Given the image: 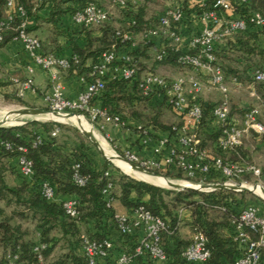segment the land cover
Here are the masks:
<instances>
[{
    "label": "trees",
    "instance_id": "16d2710c",
    "mask_svg": "<svg viewBox=\"0 0 264 264\" xmlns=\"http://www.w3.org/2000/svg\"><path fill=\"white\" fill-rule=\"evenodd\" d=\"M7 1L0 0V22L5 21L10 14L11 9L7 5ZM214 1L206 0L204 6L196 5L190 9L188 7L189 0H181L185 14L182 27L185 30L192 27L191 16L211 9ZM14 2L23 8L25 15L22 18L13 9V20L9 24L10 29L4 31L0 49L14 39L16 35L14 29L24 20L28 24L27 32L30 35L37 24L46 23L51 26L54 35L49 38L51 40L49 41L50 48L46 43L32 36L40 42L44 55H53L68 60V68L59 69V71L67 75L76 73L82 76L84 88L87 83L96 79L92 73L102 54L112 52L116 56V61L112 63L113 68L133 66L137 73L129 80L119 77L111 79L110 75H105L103 77L104 87L90 98L89 108H99L111 117H119V126L112 124L105 126L128 129L130 132L138 134L140 148L153 145V151L154 146L162 140V138H155L151 135L148 131L151 127L168 132L169 147H177V133L182 130L185 124L183 116L168 103L165 91L159 90L143 95L139 84L147 73L158 75L155 73L157 65L186 68L177 63L180 52L167 48L166 57L162 61H158L156 55L159 53V48L153 43L154 41L146 45L140 44L143 40L137 42L136 35L140 34L142 38L145 30L155 24L153 18L144 20V6L138 8L140 6L137 5L131 8L127 2L126 6L121 8L113 4L112 0H108L107 4L97 0H14ZM45 5L49 7L48 16L40 18L37 13L44 9ZM89 5L106 10L109 14L108 20L101 25L84 27L75 24L72 19V23L79 33L85 35V46L82 48L77 44H72L69 57H61L57 38L63 35V31L55 28L56 23L66 14H71L73 17L76 12ZM108 6L118 8L117 19L111 16ZM255 12L259 13L264 20V0H252L247 5L233 3L231 15L235 18L248 19ZM31 21L35 22L34 26H31ZM94 32L100 33V36H92ZM125 34H130L131 40L124 41ZM141 45L143 46L141 47ZM120 47H136L137 49H132L125 56L129 58L126 61L125 57L118 59ZM255 52L264 55V26L258 28L250 23L247 24L244 31L232 33L216 41L212 50L215 64L221 68L225 82V78L229 77L235 87L240 84L245 85L248 86V90L254 92L259 106L258 108L251 107L244 114L257 108L259 121L260 111L264 113V83L254 82L252 74L264 64V60L256 68L248 66L246 62L248 57ZM233 54L238 56L234 58ZM139 57L150 59V66L146 67ZM87 59H91V65L88 68L85 67ZM189 69L193 70L190 67ZM241 75L248 79V83L243 84L239 81ZM15 95L17 96V88ZM17 98L20 100L21 106L28 107L22 98L18 96ZM199 105L202 117L196 127L187 131V133H193L200 141L199 149L209 153V160L220 157L226 162L244 161L246 149L242 147V139L239 145L228 152H222L218 147V141L224 134L223 127L212 116V108L215 104L199 101ZM229 105L231 118L234 107L231 106L230 101ZM46 109L49 111L47 106ZM166 110L175 114L179 119L178 122L168 124L169 122L165 120L164 116ZM79 114L91 120L89 112L84 111ZM128 122H134L136 125L132 127L127 124ZM92 123L98 131L104 132V129L101 128V120H93ZM56 128L58 132L53 136L52 133ZM64 129H67V132L71 131L73 137L66 138L64 136L65 139L61 140L60 138L63 136L59 134ZM171 140H173L172 143ZM109 141L112 142V140ZM208 146L210 149L207 148ZM20 148L24 151H21ZM114 148L124 158L125 151H121L119 147ZM127 151L143 158L139 153ZM163 154L164 151L161 156ZM95 155L101 156L95 144L83 134H79L76 128L68 127L63 123L30 121L21 126L0 127V203H4L5 207H13L9 214L0 208V250L4 254L0 263L5 261L7 255H15L17 264H88V260L82 252L81 235H85L93 241H109L111 243L107 257L99 261V264L111 263L121 255L129 258L128 264H198L188 262L184 257V252L192 244L193 236L199 233L204 235L206 248L209 251V259L201 264H235L242 255L243 250L235 240L236 228L233 219L247 208L246 197L252 194L228 189L202 192L193 189L161 188L120 173L103 156H101V163H97ZM22 156L32 163L33 174L31 176H24L19 170L18 159ZM75 165L79 166V174L85 180L82 186H78L74 182L73 167ZM132 165L139 167L135 163ZM142 169L156 176L185 180L193 184L226 181L219 172L212 169L207 174L193 178L188 177L176 164V161L160 168ZM249 175L252 176L248 173L242 174L235 181ZM260 176L264 182V169ZM43 183H48L52 187L54 191L52 200H47L42 196L41 186ZM108 185H110L109 188H107ZM106 189L107 191L104 193L103 191ZM59 198L61 199L58 200ZM67 200L77 202L75 217H70L63 209V203ZM258 200L264 204L263 200ZM115 203L126 209L124 216L128 218L137 208L143 207L151 215L164 221L167 232L160 237V247L165 254L164 261H156L147 253L139 256L135 254L143 231L134 229L130 232H121L117 217L120 215L115 212ZM184 211L188 214L187 221H184L182 217ZM260 214L264 217V212ZM17 218L30 221L33 224V232L23 229L19 223H15L14 220ZM185 226L190 232L189 236L182 234V229ZM30 233L36 236L35 241L26 238ZM252 237L257 239L255 235ZM37 245H42L43 248L35 252L34 248ZM58 247L60 253L54 258L53 254ZM259 253L258 264H261L264 260V248H261ZM38 255L42 258L41 262L38 260Z\"/></svg>",
    "mask_w": 264,
    "mask_h": 264
},
{
    "label": "built area",
    "instance_id": "2783aa9c",
    "mask_svg": "<svg viewBox=\"0 0 264 264\" xmlns=\"http://www.w3.org/2000/svg\"><path fill=\"white\" fill-rule=\"evenodd\" d=\"M162 1L166 4V8L158 15V18H153L155 24L150 25L142 34V43L146 45L151 41L158 42L159 53L156 55L158 61H162L166 57L167 48L180 52L177 63L184 68H192L196 74H204L207 77L209 88L221 95L220 101L212 108L213 118L223 127L224 136L218 141L220 150L222 152L233 150L234 147L240 144L243 135L250 130L264 135V125L257 119V108H253L244 114L243 128L241 129L237 128L230 118L229 86L224 80L221 68L215 64V57L212 53L213 44L216 41L232 33L244 31L247 24L250 23L258 28L264 26V20L257 12L252 13L248 19L235 18L231 15L233 3L247 5L252 0H215L211 9L203 11L199 15L191 16L193 20L192 27L186 30L182 27L185 14L181 0ZM205 2L206 0H189L188 7L190 9L196 5L202 7ZM112 3L124 8L127 0H112ZM133 3L135 4V2ZM7 5L11 11L7 19L0 22V41L4 36V31L10 29L9 24L13 20V9H15L18 16L23 18L25 15L23 8L17 6L14 0H8ZM108 16L106 10L89 5L76 12L72 19L77 25L90 27L103 24L108 20ZM27 28L28 24L24 20L14 29L16 35L13 40L23 44L34 66L42 71L50 72V91L45 96V104L49 112L71 113L80 118L81 114L79 113L86 111L90 113L91 121L98 119L102 121V129L106 124L119 126V117H111L99 108H89L88 102L93 95L103 89V77L105 75H110L111 79L119 77L123 80H129L136 75V68L133 66L113 68L112 63L116 61V56L112 52L103 53L92 73L96 79L87 83L76 99L69 100L64 96L63 87L57 73L59 69L68 68V60L53 55H44L41 51L40 42L27 32ZM123 40H131V35L125 34ZM125 60L128 61L129 58L125 57ZM26 69L29 73L33 72L29 65ZM252 78L254 82L264 83V64L253 72ZM11 81L17 88L19 98H23L32 86L30 78H26L24 81L13 78ZM139 88L143 95L159 90L165 91L168 103L174 110L181 113L180 115L183 116L185 124L182 130L177 133L176 148L169 147L168 139H162L153 149L154 154L159 157L158 159H143L129 151H125L123 159L128 163L138 164L140 168H160L176 161V164L182 168L188 177L193 178L207 174L212 169L225 178L226 181L223 184L232 186L243 185L241 183L237 184L235 179L245 173L256 178L260 177L261 171L245 161L226 162L220 157L209 160V153L206 150L199 149L200 141L193 133H187L190 128L196 127L202 117L199 101L203 86L196 75L179 76L168 81L159 75L147 73L139 84ZM250 95L253 96L254 92L251 91ZM57 132L58 129L56 128L52 135H56ZM20 150L24 151L22 148ZM164 150L167 153L161 156ZM18 166L22 175L31 176L33 174L31 161L23 156L19 157ZM78 167V165L73 167V179L78 186H82L85 180L80 176ZM109 187L110 185L107 186V188ZM106 191L107 189L103 192L106 193ZM41 194L47 200L54 198V191L48 183L42 184ZM76 206L77 202L75 200H67L63 203V209L70 217L76 216ZM117 217L121 232H130L134 229L143 231V236L135 249L136 255L147 253L156 261L162 262L165 260V254L160 247V237L167 232L163 220L151 215L143 207L137 208L129 218L124 215ZM233 224L236 228L235 240L238 241L243 250L242 255L236 260L235 264H258L260 261L259 250L264 248V217L257 208L247 207L234 217ZM252 235L257 236V239H254ZM81 244L82 252L87 258L88 264H99L98 262L104 260L111 249L109 241L97 242L90 240L85 235H81ZM40 248H43V246L37 245L34 251L38 252ZM184 257L190 263H205L209 259V251L206 248V239L203 234L199 233L193 236L192 244L185 250ZM16 260L17 256L7 255L5 261L0 264H17ZM38 260L39 262L42 261L40 255H38ZM128 263L129 258L121 255L108 264Z\"/></svg>",
    "mask_w": 264,
    "mask_h": 264
},
{
    "label": "crops",
    "instance_id": "0c3cea01",
    "mask_svg": "<svg viewBox=\"0 0 264 264\" xmlns=\"http://www.w3.org/2000/svg\"><path fill=\"white\" fill-rule=\"evenodd\" d=\"M97 1L100 3H104V4L108 3V0H97ZM48 12H49V7L48 5H45L44 9L39 11L37 14L40 18H46L48 16ZM144 20H148L147 17H144ZM34 25H35V22L31 21V26H34ZM55 28H57L59 31H63V35L57 38V43L60 47L61 57H69V55L71 54L72 44H77L79 47H82V48L85 46V35L80 34L79 30L76 29V27L73 25L71 14H66L65 16H63L56 23ZM52 32L53 31L50 25L46 23H41V24L39 23L37 24V27L31 32V34L49 46V41H51L49 40V38L50 36L53 35ZM92 36H95V37L100 36V33L94 32ZM137 37H139V41L142 40L140 34L136 35V38ZM153 43L157 45L158 42L155 41ZM142 46L143 45H141V47ZM132 49L134 50L137 48L136 47H133V48L120 47L118 51V59L120 60L123 57L127 56V54L130 53ZM139 60L142 63H144L146 67L150 66V59H148L147 57H144V58L139 57ZM28 65L31 66V68L33 69L32 73H29L27 71L26 67ZM90 65H91V59H87V61L85 62V67L88 68L90 67ZM180 69L181 68H179L178 66H171V65H157L156 66L157 72L160 73V75H162L164 78L168 80H174L178 78L179 76H192L190 74L187 75L186 72L180 71ZM57 73L59 76V81L63 87L64 96L69 100L76 99L78 94L84 88L83 77L77 75L76 73H73L72 75H67L66 73H61L60 71H58ZM195 75L198 80H199V76H202V77L205 76L204 74H198V73L193 74V76ZM13 78H19L23 81L26 78H30L32 80L31 89L28 90L25 93L24 97L22 98L28 107L46 106L45 96L50 91V72L42 71L38 67L34 66L32 62L30 61L28 53L24 49L23 44L21 42L14 41V40H12L7 45H5L3 48L0 49V93H2L5 96L9 95L10 92H12L13 94L15 93L16 87L13 85L11 81ZM206 84H207V81H206ZM202 86H203V89H202L201 94L203 96L204 94L207 95L208 92L212 91L209 88L208 84L206 86L204 83ZM204 97H207V96H204ZM204 103L206 102L204 101ZM210 104H214V103H210ZM174 116H175L174 119L178 121L179 120L178 117L175 114ZM81 121H83L84 124L89 128V125L83 119ZM127 124L131 125L132 127L136 125L134 122H128ZM114 128L116 129L111 130L110 135H112V139L116 141V144L120 148L121 151L124 152V151L130 150L134 153H139L141 157L145 159H149V160L159 158L158 156H155L153 154V151H152L153 145H150L149 147H145V148L139 147L140 138L138 134L132 133L128 129L117 128V127H114ZM148 131L155 138H162V139L169 138L168 132H163L161 130L153 129L152 127L149 128ZM104 136L109 138V140H112L111 137L107 134V132L104 133ZM172 142L173 140H171V143ZM164 153L165 154L167 153L166 150H164ZM101 156L100 155L94 156L95 161L99 164L102 161ZM235 182L237 184L241 183L243 184V186H247L248 181L239 180ZM200 184H218V183H200ZM257 190L260 191L261 193L260 188ZM257 190H256V193L260 194L259 192H257ZM234 192H240V191H234ZM245 192H248V191H245ZM248 193L256 195V193H252V192H248ZM256 196L261 199L259 195H256ZM60 199L61 198H59L58 200ZM255 201L256 202L248 200L247 207L257 208L260 213H263L264 204L260 202L258 199H255ZM114 209L117 215L121 216V215L126 214V209L118 203L114 204ZM182 217L184 221H187L188 219L187 212L185 211L182 212ZM182 234H184L185 236L190 235V232L186 226L183 227ZM198 264H201V263H198ZM261 264H264V260L261 262Z\"/></svg>",
    "mask_w": 264,
    "mask_h": 264
},
{
    "label": "rangeland",
    "instance_id": "374dc122",
    "mask_svg": "<svg viewBox=\"0 0 264 264\" xmlns=\"http://www.w3.org/2000/svg\"><path fill=\"white\" fill-rule=\"evenodd\" d=\"M128 5L131 6H140L138 8H141L142 6H144V13H145V17L149 18H158V15L160 13H162L164 11V9L166 8V4L162 1V0H127ZM135 2V4L133 3ZM109 7V13L111 14V16L115 19H117L118 17V8L116 6H108ZM156 13V15H155ZM113 14V15H112ZM149 15V16H148ZM137 42L139 41V37L136 38ZM140 44H143L142 41L140 42ZM234 58L237 57L238 55L233 54ZM264 60V55L260 54L258 52H255L254 54H252L251 56L248 57V60H246L248 66L252 67V68H256L258 65H260ZM162 69V68H161ZM177 71V70H176ZM180 71L182 72H186L187 75L190 74L193 76L194 71H192L191 69H180ZM155 73H157L158 75H160V73L157 72V70L155 71ZM162 76V75H160ZM163 77V76H162ZM226 83L229 86V101L231 106H233L234 108H232V112H231V119L233 120L234 124L237 126V128L241 129L243 128V121H242V115L244 114V112H246L247 110H249L251 107H257L259 106V102L257 99H255L254 95H250L251 91L248 90V86L245 85H241L238 87H235L232 83L229 77H226ZM203 80V81H202ZM205 80V81H204ZM207 81V77L205 76H199V82L203 85L205 83L206 84ZM239 81L243 84L248 83V79L245 78V76H239ZM258 90V87H257ZM207 96V97H204ZM204 96L201 94L200 96V101L202 102H206V103H218L221 99V95L216 92V91H211L208 92L207 95L204 94ZM205 98V99H204ZM20 100L17 98V96L15 95V93L13 94L12 92L9 93V95H7V97H5V95H3L2 93H0V120L1 119H6L8 120L9 123H13L14 124H18V123H22L28 120H32L30 117H23L21 115H19L17 112L19 110H23V109H36V110H45L46 106H38V107H23L20 105ZM165 116V120L167 122H169L168 124H175L176 119L174 114L172 112H170L169 110H166V112L164 113ZM52 117L49 115L48 117H39L37 122H53V120L51 119ZM81 118H83L87 124L89 125V128L84 124L83 121L80 122H76L75 120H70L69 119V123H63L66 124L68 127H72V128H76V126H80L83 127L87 130H90L91 132H93L95 134V136L97 137V140L99 141V143L102 146V152L100 150H98L100 152L101 155L104 156L105 155L107 157L111 156V155H118L122 158L121 155H119L116 151L114 146L118 147L116 144V141L114 139H112V135H110L111 130L116 129L113 126H105L104 127V132H100L98 131L94 124L92 123L91 120H89L88 118H86V116H82ZM78 119V118H77ZM79 120H81L79 118ZM259 121L261 123L264 124V113L260 111V116H259ZM77 129V128H76ZM78 130V129H77ZM79 131V130H78ZM107 132V134L111 137L112 142L109 141V138H107L106 136H104V133ZM79 134L82 135V133L79 131ZM60 136H63L62 139H65L64 136H66V138L73 137V133L67 132V129H64L60 134ZM264 136V135H263ZM262 136V134H256L253 131H248L247 133H245L243 135L242 138V147L244 149H246L245 155L243 157L244 161L255 166L256 168H258L261 172L264 169V137ZM208 149H210V147H207ZM96 152V151H95ZM123 162V161H121ZM124 163V162H123ZM112 166L114 168H116L120 173L130 176L136 180H144L143 177V173H127L125 172V170H123L119 165L116 164V160H113V162L111 163ZM125 165H128L126 163H124ZM129 166V165H128ZM158 177H162L165 178L163 176H158ZM10 179H12V177H9ZM9 179V180H10ZM159 179V178H158ZM161 180V179H159ZM174 182H181V183H185V184H191V185H197V184H193L190 183L188 181L185 180H174V179H168ZM241 180H246L247 182V186L251 187V186H259L261 189L264 190V182L261 179V176L256 178L253 176H245L243 177ZM146 181V180H144ZM148 182V181H146ZM149 184H153L151 182H148ZM224 182H220L218 184H223ZM159 185H164V183H159ZM258 191V190H257ZM260 193V192H259ZM261 194V195H260ZM256 193V195H259L262 198H264V194L262 193ZM256 195L252 194L246 197V200H251V201H255V199H260L259 197H257ZM263 200V199H262ZM0 208L2 210H4L6 212V214H9L12 210L13 207L9 206V207H5L4 203H0ZM14 222L19 223L23 229H29L31 232H33V224L30 221L27 220H21V219H15ZM26 238H29L33 241L36 240V236L33 235L32 233H30ZM60 253L59 251V247L57 248V250L55 251L54 258L56 257V255H58ZM4 254L2 253V251L0 250V262L2 261ZM53 260V259H52Z\"/></svg>",
    "mask_w": 264,
    "mask_h": 264
},
{
    "label": "water",
    "instance_id": "95a60500",
    "mask_svg": "<svg viewBox=\"0 0 264 264\" xmlns=\"http://www.w3.org/2000/svg\"><path fill=\"white\" fill-rule=\"evenodd\" d=\"M19 115L23 116V117H30L32 120H28L22 123H18V124H10L6 119H1L0 120V127H15V126H21L23 124H25L26 122H30V121H37L39 117H48L49 115L52 117L51 119L54 122H59V123H69V119L72 117H77L74 114H58V113H51L49 111H45V110H36V109H23V110H19L17 112ZM76 128L83 134V136H85L86 138H88L89 140H91L92 143L95 144V146L98 148V150H100L102 152V146L99 143V141L97 140V137L95 136V134L93 132H91L90 130H87L83 127L80 126H76ZM105 158L112 163L113 160H120L123 161L124 163L128 164L131 168V170L135 173H143V174H147L150 175L154 178H157L158 176L149 173L145 170H143L140 167H137L135 165H132L130 163H128L126 160H124L123 158H121L118 155H111L109 157H107L105 155ZM165 180V184L164 185H156V184H152L154 186L157 187H161V188H168V189H173V190H183V189H193V190H197V191H202V192H209V191H213L216 189H228V190H233V191H248V192H252V193H256V188L258 187L257 185L255 186H243V185H237V186H232V185H226V184H199V185H191V184H185V183H179V182H174L171 180H168L167 178H164ZM143 182H146L144 180H141ZM148 183V182H146ZM260 188V187H259ZM261 189V188H260ZM261 193L264 194V190L261 189Z\"/></svg>",
    "mask_w": 264,
    "mask_h": 264
},
{
    "label": "bare ground",
    "instance_id": "6f19581e",
    "mask_svg": "<svg viewBox=\"0 0 264 264\" xmlns=\"http://www.w3.org/2000/svg\"><path fill=\"white\" fill-rule=\"evenodd\" d=\"M80 119L82 120L83 118L80 117ZM70 120H75L76 122H80L81 120H79V118L77 119V117H72L70 118ZM84 120V119H83ZM85 121V120H84ZM86 122V121H85ZM81 123V122H80ZM87 123V122H86ZM10 124H13V123H10ZM116 164L119 165L123 170H125V172L127 173H132L133 171L131 170L130 166L128 165H125L123 162H121L120 160H116ZM143 177H144V180L148 181V182H151L153 184H156V185H159V183H166L164 178L162 177H157V178H154L150 175H147V174H143ZM161 180H159V179ZM259 189V187L256 188V190ZM257 192H260V191H257Z\"/></svg>",
    "mask_w": 264,
    "mask_h": 264
}]
</instances>
